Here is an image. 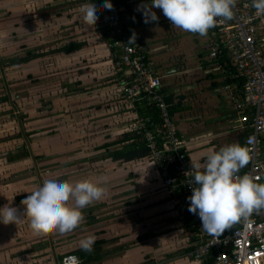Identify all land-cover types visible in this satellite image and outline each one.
Masks as SVG:
<instances>
[{
  "label": "crops",
  "instance_id": "crops-1",
  "mask_svg": "<svg viewBox=\"0 0 264 264\" xmlns=\"http://www.w3.org/2000/svg\"><path fill=\"white\" fill-rule=\"evenodd\" d=\"M82 2L83 0H12L15 18L12 41L10 43L8 40L3 47L0 62H3V56H22L25 49H30L39 54V57L13 67L18 68L20 74L27 73L30 85L40 86L42 99H90L88 102L93 105L107 102L108 107L100 106L97 110L92 108L93 116L114 114L98 119L92 126L97 129L102 124L112 123L109 138L98 144L99 147L118 139V133L131 130L135 124V114L109 104L120 90L112 76L116 72V64L108 38L102 33L105 23L100 8L98 7V18L89 24L82 19ZM121 2L127 11V20L137 24L138 36L144 41L149 53L142 36L145 33H140V28L148 24L151 28L157 24V28L149 29L146 34L151 39H156L166 33L161 26L167 18L159 8H154L158 20L144 23L142 8L145 4L150 5V0ZM166 24L169 25L167 22ZM2 31L0 30V35ZM201 38L197 45L203 48L202 53H194V59L190 56L195 62H188L187 65L186 62H155L166 71L164 75L156 71L157 65L149 53L150 64L161 77L164 97L170 99V103L174 105L173 110L178 108L171 118L178 133L185 139L190 166L198 162L203 164L210 151H218L233 143L241 144V133L233 129L232 123L238 100L236 84L226 82L230 68L226 62L216 61L209 55L214 42L212 30H207ZM154 50L158 56L163 55L162 46L155 45ZM72 88L79 91L74 92ZM69 102L64 103L65 108ZM76 107L70 105L67 108L72 119H65L66 123L62 124L64 130L70 128V121L73 119L85 121V110L90 109L87 106V109L78 111ZM79 130L85 132L82 127ZM66 138L65 143H69V138ZM101 155L93 156L91 167L81 168L82 170L76 168L72 172L80 177V172L84 171L85 177L78 179L73 176L76 180L69 182L88 179L103 186L105 193L100 200L81 210V223L65 234L56 230H37L31 223L30 216L22 213L23 199L15 197L22 193L21 189L13 188L6 196L7 185H0V207H15L18 215L20 214L15 224H0V264H57L66 254L63 252L81 250L79 241L93 234L95 237L96 234L102 235L99 239L105 240L102 245L105 250L122 245L127 248L89 264H202L187 256L191 249L193 226L180 220L174 201L176 199L163 186L156 164L148 159L116 164L110 158L100 159ZM21 160L23 159L10 163L16 164ZM244 169L245 166L241 171ZM68 203L73 202L70 200ZM89 218L93 219L91 224H88ZM233 226L235 223L231 227ZM110 241L118 246L104 248ZM79 259L81 260L80 257Z\"/></svg>",
  "mask_w": 264,
  "mask_h": 264
},
{
  "label": "built area",
  "instance_id": "built-area-1",
  "mask_svg": "<svg viewBox=\"0 0 264 264\" xmlns=\"http://www.w3.org/2000/svg\"><path fill=\"white\" fill-rule=\"evenodd\" d=\"M112 8L102 11L105 25L112 41L109 47L120 50V64L127 67L133 76V84L123 83L120 94L133 103L143 100L157 109L158 123L152 129L143 128L148 118L134 117L131 130L142 128L144 147L158 168L163 186L171 197L181 194L186 197L195 187L194 169L188 163L186 142L177 131L169 114L162 92L161 77L147 62L146 51L137 41L126 42L122 26L128 18L121 0H111ZM231 19L216 18L212 27L214 42L209 53L215 57L217 51L226 64L241 79V93L235 106L233 129L243 135L242 143L250 154L245 169L237 176L247 174L255 182L264 183V13L252 7V0H235ZM190 213V212H189ZM193 219L191 249L187 256L197 262L210 264H264V208L254 210L247 218H241L235 226L225 229L219 236L207 234L201 228L197 215ZM66 253L57 264H72Z\"/></svg>",
  "mask_w": 264,
  "mask_h": 264
},
{
  "label": "clouds",
  "instance_id": "clouds-1",
  "mask_svg": "<svg viewBox=\"0 0 264 264\" xmlns=\"http://www.w3.org/2000/svg\"><path fill=\"white\" fill-rule=\"evenodd\" d=\"M98 3L111 9V0H83L80 5L82 19L89 24L100 15ZM235 0H150L142 8L144 23L158 20L154 8L182 30L205 35L214 26L216 18L231 19ZM252 7L264 13V0H252ZM135 34L128 43H134ZM250 154L246 147L233 143L210 151L203 164H191L195 187L186 197L190 203L188 211L197 215L201 228L209 235L219 236L242 217L247 218L254 210L264 208V183L255 182L249 175L237 176L239 169L248 164ZM105 188L88 179L74 183L59 174L48 173L37 184L21 204L23 214L30 216L37 230H56L60 234L71 232L82 221V209L100 200ZM72 204H69V201ZM20 218L12 206L0 207V224L14 223ZM95 235H88L79 241L84 251H92ZM72 264H79L77 257H71Z\"/></svg>",
  "mask_w": 264,
  "mask_h": 264
},
{
  "label": "rangeland",
  "instance_id": "rangeland-1",
  "mask_svg": "<svg viewBox=\"0 0 264 264\" xmlns=\"http://www.w3.org/2000/svg\"><path fill=\"white\" fill-rule=\"evenodd\" d=\"M12 5H14L12 0H0V30H3L2 36L0 35V53H2V49L8 40L10 43L12 41L15 21ZM165 21L169 25L164 22L161 28L166 30V33L156 39H151V36L146 34L150 31L149 29L157 28V24V26L152 25L151 28L148 24L139 30L140 33H145L142 36L148 45L151 59L154 63L186 62L187 65L188 62H195L193 60L194 53L198 55L203 51V48L197 45V42L202 40L201 35L185 32L181 28L171 25L168 19ZM178 29L181 31L179 32ZM155 45L163 47L164 51L161 57L155 52ZM10 57L9 54L3 56V59ZM155 64L157 65L156 71L164 75L166 71L163 67L158 66V63ZM26 76L27 73L21 72L20 74V70L13 66L0 68V96L5 94L8 97L7 101L0 102V185H7L5 188L6 196L11 189L19 187L22 193L15 195V197L20 199L27 196L48 173L59 174L67 181L76 180L74 179L75 176L78 179L85 177L84 171L80 172L81 174L78 173L80 177H77L75 173L72 174V172L76 168L91 167L93 156L105 153L103 150L96 151L95 149L98 144L109 138L112 123H100L102 128L97 129H93L92 126L98 122V119L114 115L112 113L100 114L99 116L92 115V108L97 110L104 105L108 107L107 102H103L101 105H96V103L93 105L88 102L90 99L71 98L69 101L73 103L64 100L62 97H59V100L42 99L43 92L39 89L40 86L30 85ZM166 81L169 84V80ZM65 102H69L66 108L64 107ZM70 105H76L78 111H83V108L87 109V106L90 110H85L87 112L84 114L85 121L73 119L70 121V128L64 130L62 124L66 123L65 119L68 117L72 119L71 112L67 111ZM79 127L84 128L85 132L79 130ZM118 134L116 136L120 137L121 134ZM66 137L69 138V143H65ZM239 138L242 140L241 134ZM21 151H27L29 157L16 164L7 162L9 154ZM2 193L5 195L4 192ZM99 238H102V235L96 234V239ZM114 244L110 241L104 248L118 246ZM73 251L69 250L63 253Z\"/></svg>",
  "mask_w": 264,
  "mask_h": 264
},
{
  "label": "trees",
  "instance_id": "trees-1",
  "mask_svg": "<svg viewBox=\"0 0 264 264\" xmlns=\"http://www.w3.org/2000/svg\"><path fill=\"white\" fill-rule=\"evenodd\" d=\"M98 7L100 8L101 12L104 10V7L98 3ZM102 33L108 38V44L109 42L112 41V36L110 34L109 28L103 24L102 26ZM209 31L212 30V27L208 29ZM122 32L126 37V42L128 43L129 37L135 34V40L141 44V46L144 48L146 51V57H147V62H151L149 58V53L147 52L146 46L144 44V41L138 36L137 32V24L135 21L131 22L126 20L125 23L122 26ZM133 44V43H130ZM112 51V58L114 60V63L116 64L119 61L120 57V50L117 47H110ZM24 54L22 56L18 57H13L11 56L10 58L3 59V62H0V68H8L12 67L15 65H20L27 63L31 60H34L39 57V54L34 53L30 49H25ZM214 60H218L219 62L225 63L227 62L220 54L219 51H217V55L215 57H212ZM151 65V64H150ZM229 67V66H228ZM230 68V67H229ZM116 72L112 74L114 78V83L120 88L121 84L127 83L128 85L133 84V76L130 74V71L127 67L123 65H119L115 67ZM227 83H235L236 84V91H237V96L240 98V93H241V79L234 74V72L230 69L227 78H226ZM225 82V83H226ZM70 89V88H68ZM74 92H78L79 89L72 88L71 89ZM163 92V91H162ZM164 95V94H163ZM8 100L7 95L3 94L0 96V102L3 103ZM164 100L168 106L169 114L172 116L173 113H175L176 109L173 110V104L170 103V99H166L164 97ZM112 104L113 106H117L121 108L122 110H125L127 112L134 113L135 115L137 114L139 117L142 118H148L150 121L147 123L143 124V128H149L152 129L154 125L158 123V113L157 109L154 107V105L146 103L143 100L140 101H134L133 103H130L126 101L125 99L122 98L120 94V90L115 97V99L110 100L109 104ZM179 106L181 104L179 103ZM134 120V119H133ZM142 128L133 129V130H125L121 133L120 137L112 142L106 143L104 145H101L99 147H96V151L99 150H104L106 151V154H102V158L100 159H105V158H110L113 163L116 164H123V163H128L131 161H141V160H150L149 157V151L144 147L143 139L138 132H140ZM243 146L242 140L241 144ZM187 153V152H186ZM29 157V154L27 151H21V152H16L15 154H9L7 156V162H12L15 160L19 159H24ZM188 158V154H187ZM151 161V160H150ZM241 172V169H239V172ZM174 200L177 204L178 208V213H179V218L181 221H183L186 225L188 226H193V219L190 216V213L188 211V206L185 204V199L181 194H178V196ZM93 222L92 218H89L88 224H91ZM194 229V228H192ZM191 229V230H192ZM105 244V240L103 239H96L92 251H84V250H77L73 252H69L71 254L78 255L81 258V264L82 263H92L94 261H98L102 259L103 256L115 253L120 250H124L127 247L125 245H122L117 248L113 249H108L105 250L102 248V245ZM211 262L208 261L205 264H210Z\"/></svg>",
  "mask_w": 264,
  "mask_h": 264
}]
</instances>
